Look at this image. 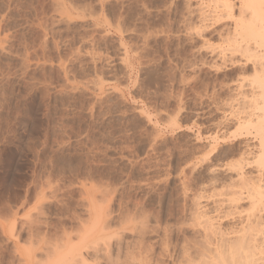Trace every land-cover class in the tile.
Masks as SVG:
<instances>
[{
  "label": "rangeland",
  "instance_id": "374dc122",
  "mask_svg": "<svg viewBox=\"0 0 264 264\" xmlns=\"http://www.w3.org/2000/svg\"><path fill=\"white\" fill-rule=\"evenodd\" d=\"M185 4L0 0V223L21 234L0 264L23 238L32 264H176L254 168L264 131L232 112L257 52L229 55L235 16L198 36Z\"/></svg>",
  "mask_w": 264,
  "mask_h": 264
},
{
  "label": "bare ground",
  "instance_id": "6f19581e",
  "mask_svg": "<svg viewBox=\"0 0 264 264\" xmlns=\"http://www.w3.org/2000/svg\"><path fill=\"white\" fill-rule=\"evenodd\" d=\"M185 3L187 6V15L185 14L187 20L195 19L199 23V27L194 30L198 36H203V32L206 31L207 27H210V25L214 24L219 19L235 16L234 28L232 29L233 33L231 31L232 37L228 36L231 38L229 46L227 47L230 52H227H229V55L236 51H244L249 54L252 48L255 54L257 52L253 57L258 56L259 58H253V69L255 72H260L262 77L260 75V79L254 80L255 83L253 82V84L250 83L252 84L250 89H252V92L253 89H256L255 92L257 91L258 94L255 95V92H253L254 94L250 95L249 98L241 95V101L238 99L241 104L237 102L240 107L236 104V109L238 107L239 109H234L236 111L232 109V113L233 115L237 114L239 117L240 115L248 117L243 121L241 120L239 126H245L244 129H242L245 130L246 128L247 131L249 130L246 126L249 128L251 127L260 135V133L264 131V0H185ZM234 10H236V14H234ZM223 27L224 26H222V29ZM213 30L215 31V29ZM249 41L253 47L248 43ZM244 52L243 54L246 55ZM258 52L260 53L258 54ZM249 55L252 56L251 53ZM234 99L229 101L233 103ZM236 100L237 99H235V101ZM247 133H250V131ZM260 140L261 141L256 146L253 144V146H247V144V147L245 146L249 154H253L252 150H256V157L253 155L255 160H252L255 162L253 163V165L255 164L254 168H252V170H245L244 166H246V161L243 163L244 166L241 164L240 167L238 165L239 168H234L236 169V171H234V176H232V174L230 175V179L228 178V181L225 180L227 182V184L225 182L226 189L222 186L223 189L227 191L225 192L223 190L225 193L223 194L221 192V197L213 204L212 208H214L213 210L216 212L215 216H213L214 214H212L211 217L210 215L208 216V213L206 214L207 216L202 214V212L200 213L199 218H202L200 220L202 221V228L200 229L202 232L199 234V240L197 238L198 241L194 239L195 241L190 243V245L188 243L187 245L182 244L183 246L181 249L179 248V250H181L179 254V256L181 255V259H177L178 261H176V264H197L198 262V264H264V140ZM249 161L251 160L249 159ZM251 167L252 166H250V168ZM242 184H248L250 186L247 185L245 188ZM243 201L247 203H245L246 206L244 203L241 205ZM92 220L94 219L92 218ZM225 222L226 224H224ZM12 226L13 225H9L6 229L3 224L0 223V232L5 234L16 248L15 239L20 238L21 234L17 233L18 230L17 232L14 231L16 229H13ZM24 239L25 238H23V243L25 242V245L18 255L22 256V260L20 259V261L23 262L22 264H32V253L29 246L30 239ZM97 248L95 251L99 250ZM72 251L76 252L73 248ZM65 254L66 253L63 255ZM59 257H61V255ZM63 257L64 256H62V258ZM60 261L63 260H59L55 264H62ZM70 261L73 262L72 260ZM64 264L66 263L64 262Z\"/></svg>",
  "mask_w": 264,
  "mask_h": 264
}]
</instances>
